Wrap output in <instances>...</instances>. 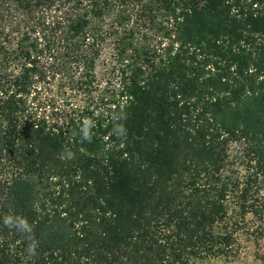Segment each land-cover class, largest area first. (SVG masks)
I'll use <instances>...</instances> for the list:
<instances>
[{"label": "trees", "instance_id": "trees-1", "mask_svg": "<svg viewBox=\"0 0 264 264\" xmlns=\"http://www.w3.org/2000/svg\"><path fill=\"white\" fill-rule=\"evenodd\" d=\"M262 239L264 0H0V264H200Z\"/></svg>", "mask_w": 264, "mask_h": 264}, {"label": "rangeland", "instance_id": "rangeland-1", "mask_svg": "<svg viewBox=\"0 0 264 264\" xmlns=\"http://www.w3.org/2000/svg\"><path fill=\"white\" fill-rule=\"evenodd\" d=\"M106 55H109V53H107ZM67 94L69 93H66V95ZM68 101L69 103L74 102L75 96H71ZM238 250L239 256L237 258L228 259L219 257L207 262H201L200 264H262L261 261L257 258L256 253L264 252V239L260 240L258 243L243 241L239 244Z\"/></svg>", "mask_w": 264, "mask_h": 264}, {"label": "clouds", "instance_id": "clouds-1", "mask_svg": "<svg viewBox=\"0 0 264 264\" xmlns=\"http://www.w3.org/2000/svg\"><path fill=\"white\" fill-rule=\"evenodd\" d=\"M92 126V122L90 120L84 121V128L82 129L84 134V139L90 140L91 136L89 134V128ZM123 132V129H120ZM6 226H14L18 231L24 233L29 236L31 239V233L33 231L32 226L29 224L26 218L23 217H6L4 220ZM37 248V243L32 240L29 245V251L32 255H35Z\"/></svg>", "mask_w": 264, "mask_h": 264}]
</instances>
